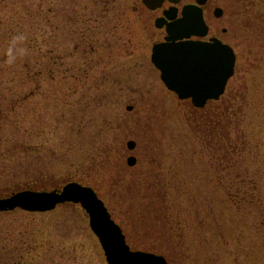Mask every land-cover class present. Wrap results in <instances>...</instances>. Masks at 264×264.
Listing matches in <instances>:
<instances>
[{"label":"rangeland","instance_id":"rangeland-1","mask_svg":"<svg viewBox=\"0 0 264 264\" xmlns=\"http://www.w3.org/2000/svg\"><path fill=\"white\" fill-rule=\"evenodd\" d=\"M134 1L0 0V193L75 180L134 250L264 264V57L239 58L221 98L196 110L145 56ZM19 256L108 264L78 203L0 212V264Z\"/></svg>","mask_w":264,"mask_h":264},{"label":"water","instance_id":"water-1","mask_svg":"<svg viewBox=\"0 0 264 264\" xmlns=\"http://www.w3.org/2000/svg\"><path fill=\"white\" fill-rule=\"evenodd\" d=\"M149 3L153 0H144ZM176 38V37H174ZM171 66L188 65L194 68L211 65L212 77L210 86L194 88L177 81L171 71L163 68L161 54ZM153 62L162 71V79L175 91L181 99L193 98L198 107H204L210 99H218L224 93L229 78L234 73L235 57L229 48L223 46L201 44L164 43L154 47ZM130 142V148H134ZM134 165V158L129 159ZM65 202L80 203L88 212L90 225L100 240L109 264H169L163 256L132 250L127 243L122 228L114 221L104 201L93 188L73 182L67 184L62 191L40 192L23 190L0 198V211L21 208L27 211H49Z\"/></svg>","mask_w":264,"mask_h":264},{"label":"flooded vegetation","instance_id":"flooded-vegetation-1","mask_svg":"<svg viewBox=\"0 0 264 264\" xmlns=\"http://www.w3.org/2000/svg\"><path fill=\"white\" fill-rule=\"evenodd\" d=\"M132 11L139 24L137 32L142 40L145 56H150L151 65L154 46L163 43L215 44L229 48L236 58L235 72L239 66V58L264 57V0H153L149 3L135 0ZM145 65L147 69L150 67L144 61L143 66ZM153 65L155 66L154 63ZM164 85L166 86L165 83ZM170 93L178 97L175 92ZM180 100L196 110L200 109L195 107L191 98ZM216 101L218 100H210L207 105ZM128 110L136 111L134 106L128 107ZM130 141L135 144L133 149L130 148ZM126 144L132 153L127 158H134L135 164L132 166L135 167L138 156L132 151L137 150L138 143L136 140H128ZM129 178L134 179V175ZM57 189L46 186L41 188L43 191ZM97 193L100 196L98 191ZM0 196L3 194L0 193ZM101 198L110 210L108 202L104 197ZM110 212L112 213L111 210ZM113 218L115 219L114 216ZM141 222L142 220L139 221ZM118 224L126 234L124 226L120 222ZM127 241L129 243L128 237Z\"/></svg>","mask_w":264,"mask_h":264},{"label":"snow or ice","instance_id":"snow-or-ice-1","mask_svg":"<svg viewBox=\"0 0 264 264\" xmlns=\"http://www.w3.org/2000/svg\"><path fill=\"white\" fill-rule=\"evenodd\" d=\"M161 60L163 68L167 69L168 72L171 71L177 81L187 83L194 88L210 86L212 77V69L210 64L201 66L199 68H194L188 65L171 66L169 65L166 59V54L164 53L161 54Z\"/></svg>","mask_w":264,"mask_h":264},{"label":"trees","instance_id":"trees-1","mask_svg":"<svg viewBox=\"0 0 264 264\" xmlns=\"http://www.w3.org/2000/svg\"><path fill=\"white\" fill-rule=\"evenodd\" d=\"M29 185H31V184H29ZM9 263H11V264H25V261H24L23 256H19L18 258L14 257L13 260L10 261Z\"/></svg>","mask_w":264,"mask_h":264}]
</instances>
